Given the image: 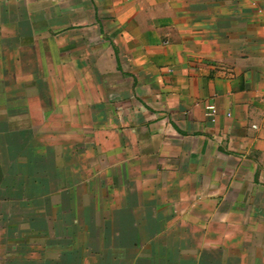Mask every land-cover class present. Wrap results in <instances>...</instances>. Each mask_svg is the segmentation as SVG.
I'll list each match as a JSON object with an SVG mask.
<instances>
[{"label": "crops", "instance_id": "1", "mask_svg": "<svg viewBox=\"0 0 264 264\" xmlns=\"http://www.w3.org/2000/svg\"><path fill=\"white\" fill-rule=\"evenodd\" d=\"M0 264H264V0H0Z\"/></svg>", "mask_w": 264, "mask_h": 264}, {"label": "built area", "instance_id": "2", "mask_svg": "<svg viewBox=\"0 0 264 264\" xmlns=\"http://www.w3.org/2000/svg\"><path fill=\"white\" fill-rule=\"evenodd\" d=\"M209 109L211 110V113H215V108H214V106H209Z\"/></svg>", "mask_w": 264, "mask_h": 264}, {"label": "rangeland", "instance_id": "3", "mask_svg": "<svg viewBox=\"0 0 264 264\" xmlns=\"http://www.w3.org/2000/svg\"><path fill=\"white\" fill-rule=\"evenodd\" d=\"M30 56H31V55H30ZM37 71H38V70H37ZM31 72H33V73H37L36 70H31V69H30V70H29V73L31 74ZM51 86H52V85H51ZM51 86H50V87H51ZM51 90H52V89H51Z\"/></svg>", "mask_w": 264, "mask_h": 264}]
</instances>
